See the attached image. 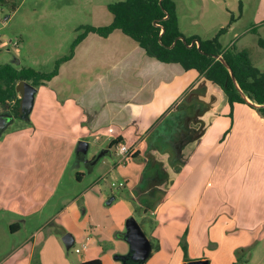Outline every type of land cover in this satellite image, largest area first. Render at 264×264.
<instances>
[{
  "label": "crops",
  "instance_id": "crops-1",
  "mask_svg": "<svg viewBox=\"0 0 264 264\" xmlns=\"http://www.w3.org/2000/svg\"><path fill=\"white\" fill-rule=\"evenodd\" d=\"M26 1L20 0L4 21L18 15ZM120 1L51 3L88 9L90 22L73 28L77 38L84 26L111 24L114 16L108 6ZM173 1L185 37H218L224 50L247 52L264 72V47L259 44L264 40V0ZM36 12L29 8L25 15L32 21ZM55 84L59 88L53 89ZM48 89L53 91L50 97L45 95ZM249 101L231 106L219 85L196 70L149 56L121 30L108 37L89 33L59 74L38 88L34 125L14 131L7 127L0 134V212L12 217L0 264H79L93 259L103 264H189L180 245L185 233L190 260L237 263L238 250L264 239V116ZM80 141L89 144L90 156L77 158L79 183L86 176L79 166L93 173L105 156L94 165L86 160L92 161L97 151L108 149L109 154L112 141H120L116 148L124 144L138 153V159L119 162L113 170H122L130 193L139 189L145 199L140 216L149 226L145 259L135 260L129 241L128 222H137L134 217L121 233L125 245L119 243L121 250L117 246L112 254L89 226L86 241L77 247L81 252L75 251L78 260L70 252L75 236L71 234L74 245L68 249L64 237L55 233L59 213L33 226L58 193L59 173L79 156ZM147 180L162 185L147 193ZM139 225L145 233V224Z\"/></svg>",
  "mask_w": 264,
  "mask_h": 264
},
{
  "label": "rangeland",
  "instance_id": "rangeland-1",
  "mask_svg": "<svg viewBox=\"0 0 264 264\" xmlns=\"http://www.w3.org/2000/svg\"><path fill=\"white\" fill-rule=\"evenodd\" d=\"M29 8L37 10V15L35 14L37 17L35 16L32 21L29 20V15L27 17L25 15V11ZM83 10L85 9L82 5L79 7L77 5L64 6L62 3L52 5L51 0L44 2L43 0H27L18 15L16 13L11 19L4 21L5 17L12 12L4 8L0 9V65L9 63L17 68L25 67L44 73L52 72L57 61L71 53L72 42L76 38L73 28L90 22L88 9L85 10L86 13H83ZM41 41L42 45L39 44ZM23 87H25L24 83L18 84L17 91L20 98L24 97ZM38 88H34L33 100ZM52 88L59 87L55 84ZM52 92L48 89L45 95L50 97ZM45 98L46 96H43L41 103L43 106H45V103L43 104ZM11 109L12 105L8 103L0 114H10ZM21 110V118H14L7 130L5 129L6 131L26 129L34 125L31 120L33 102L32 105L23 102ZM97 152L99 155L102 151ZM88 155L77 156L75 154L65 170L59 173V169L56 172L61 176L58 193L55 198H52L50 204L44 207V215L40 214L33 220V226L36 228V225L41 226L45 218L51 214L56 216L59 213L55 218V223L58 225L55 233L62 238L68 233L75 236V245L70 250L74 260H78L80 257L75 253V249L81 247L82 243L86 241L89 226L94 231L93 237L99 239L105 252L110 254L118 249L121 250L119 243L125 245L121 233L126 231V221L129 217H134L141 225L145 224L143 230L150 239L148 224L142 223L140 220V216L143 214L144 203L142 201L145 200L140 197L141 190L136 189L134 194L130 193L131 187L126 183L123 171L113 170L114 166L122 159L118 148L113 147L91 174L87 173V167L84 164L80 165L78 170L85 172L86 176L79 183L75 176L77 174V169H75L77 168V158H86ZM130 159L133 158L128 157L122 164L124 165ZM143 185L148 186L147 193H153L154 186L162 184L147 180ZM114 196L113 202L108 204V201ZM11 218V213L0 212V259L1 251L5 249L9 241L6 233H9L8 223ZM17 218H21V216H17ZM18 241H20L19 238H17ZM91 249L92 247H89L88 251ZM236 258L238 264H264V239L256 245L241 248L237 252Z\"/></svg>",
  "mask_w": 264,
  "mask_h": 264
},
{
  "label": "trees",
  "instance_id": "trees-1",
  "mask_svg": "<svg viewBox=\"0 0 264 264\" xmlns=\"http://www.w3.org/2000/svg\"><path fill=\"white\" fill-rule=\"evenodd\" d=\"M19 5L20 0H0V6L10 12H15ZM108 9L114 16L113 22L101 27L84 26L83 33L72 44L70 55L59 59L52 72L44 73L25 67L16 68L9 63L0 65V113L5 105L10 103L12 109L9 113L14 118L20 119L22 103L31 101V89L43 86L56 77L62 63L74 56L76 47L89 33L108 37L115 30H121L136 41L149 56L163 63H179L186 70H196L201 77L219 85L231 106L236 103H248L247 99H249L259 106L257 109L264 116V72L253 65L247 52L235 48L224 50L218 37L213 40L185 37L179 29L173 0H123L110 4ZM193 41L200 42L202 52L196 44L190 47ZM259 44L264 47V40H260ZM215 55H222L224 62L217 60ZM232 75L235 76L236 81L233 80ZM19 83L25 84L23 98L18 96ZM119 142L112 141L110 147H114ZM132 157L138 159L139 155L134 153ZM186 234L180 241L185 261L189 264H203L201 260L189 259ZM79 264H103V262L100 259H93Z\"/></svg>",
  "mask_w": 264,
  "mask_h": 264
},
{
  "label": "water",
  "instance_id": "water-1",
  "mask_svg": "<svg viewBox=\"0 0 264 264\" xmlns=\"http://www.w3.org/2000/svg\"><path fill=\"white\" fill-rule=\"evenodd\" d=\"M181 40L184 41L183 38H181ZM195 44L197 45V47L201 51L200 42L193 41L192 44L190 45V47H193ZM215 58L217 60H220V61L224 62V59H223L222 55H215ZM232 78H233L234 81H236V78H235L234 75H232ZM30 93H31V95H30V98H31L30 104L32 105L33 95H34V89L33 88L31 89ZM247 100H248V103H249L250 102L249 99H247ZM252 105L254 107H256V108L259 107L258 105L253 104V103H252ZM13 119H14V117L11 114H0V134L4 131V129H6L12 123ZM88 150H89V144L86 141H80L79 144H78L76 153L78 155H81V154L82 155H87L88 154ZM108 152H109L108 149L104 150L99 155H97L95 157V159H93L92 161L86 160V163L94 165L102 157H104ZM114 199H115V197H112L108 201V204H111ZM128 226H129V230H130L129 241H130V243L132 245L133 250L135 251V260H143L149 255V252H150V241L147 238L146 234L142 231L140 225L136 221H134V220L129 221ZM63 241H64V243H65V245H66V247L68 249L72 248L73 245H74V238L69 233L64 236ZM195 264H198V263H195Z\"/></svg>",
  "mask_w": 264,
  "mask_h": 264
},
{
  "label": "built area",
  "instance_id": "built-area-1",
  "mask_svg": "<svg viewBox=\"0 0 264 264\" xmlns=\"http://www.w3.org/2000/svg\"><path fill=\"white\" fill-rule=\"evenodd\" d=\"M118 150H119V153L122 155V159H121L120 163L125 162L128 157H132L133 154H134L132 152V150L129 147H127L126 145H124V144H119L118 145ZM75 251L77 253H80L81 249L80 248H76Z\"/></svg>",
  "mask_w": 264,
  "mask_h": 264
}]
</instances>
